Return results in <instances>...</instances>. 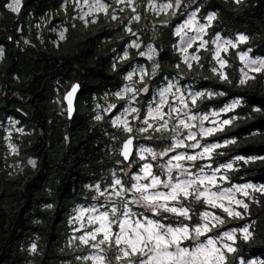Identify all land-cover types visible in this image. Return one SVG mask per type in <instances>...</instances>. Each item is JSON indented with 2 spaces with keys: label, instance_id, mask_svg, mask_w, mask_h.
Masks as SVG:
<instances>
[{
  "label": "trees",
  "instance_id": "obj_1",
  "mask_svg": "<svg viewBox=\"0 0 264 264\" xmlns=\"http://www.w3.org/2000/svg\"><path fill=\"white\" fill-rule=\"evenodd\" d=\"M183 1L199 6L203 14H214L210 33L243 34L247 40L238 47L264 57V0ZM6 2L0 0V264H93L79 259L88 251L70 239L69 217L77 204L91 201L96 183L105 186L127 163L120 151L129 135L108 116L97 119L94 103L97 95L118 90L125 83L128 65L114 61V49L123 48L130 30L124 29L125 20L118 24L109 16L100 15L89 24L74 20L70 6L63 7L64 0H25L9 40L15 16L5 9ZM50 10L54 12L50 23L58 20L68 25L65 38L58 43L50 25L41 28L38 23L39 16ZM142 14L132 29L148 33L153 22L161 54V73L152 83L164 72L179 75L185 71L186 82L204 93L195 109L205 110L209 101L217 106L239 101L230 113L233 121L215 135L222 146L210 160L232 161L228 178L234 184L264 186V72L240 83L236 48L228 55L227 79L213 70L215 61L210 57L187 66L177 52L174 30L182 16L174 15L173 8L158 16L144 9ZM146 39L151 41L149 34ZM72 82H79L81 89L76 112L69 119L56 101V84H64L63 93ZM207 90L214 91L212 99L205 94ZM144 107L141 102L139 108ZM7 116L24 126L8 135L9 142L2 127ZM230 140L235 143H225ZM254 198L250 203L253 236L247 242L237 241V252L228 257L227 264L242 255L260 256L264 263V193ZM32 238L37 239L38 248L30 254Z\"/></svg>",
  "mask_w": 264,
  "mask_h": 264
},
{
  "label": "rangeland",
  "instance_id": "obj_2",
  "mask_svg": "<svg viewBox=\"0 0 264 264\" xmlns=\"http://www.w3.org/2000/svg\"><path fill=\"white\" fill-rule=\"evenodd\" d=\"M186 1V0H185ZM100 3L105 5L106 7L101 8L99 4L96 3V0H64L63 7L67 8L70 6L72 11V17L73 19H78L85 24H89L91 22H94L98 19L100 15L103 16H109V19L116 21L119 24L122 20H125L124 29L130 30V33L128 34L130 37L127 40V42L124 44L123 48L120 51H115L114 55V61L115 62H123L126 65V71L124 74L125 83L122 84V86L118 90L114 91H107L105 93H102L100 96H96L95 103H94V109L96 116L104 117L105 110L109 106L110 103L115 101H121L123 103L121 109L118 112H114L113 114L109 115L108 117L113 122L117 116L121 117L122 120H126L127 126L131 127L132 131L128 132L125 130V126L123 124L117 126L123 133H126L128 135H134L136 137V153L133 158V160L130 161V163H125L126 165L123 167L122 171L116 170L113 176V179L108 182L105 186L102 185V183L95 185V193L92 195L91 201L86 203H79L74 208L73 211L69 217L70 223L72 225L71 228V240H75L79 243L80 240L77 239L81 235L84 234L85 230L90 231L91 228L87 227V216L89 213L85 214V218L83 221L77 219L79 215V211L81 208H91L93 205L100 207L103 204L107 203L105 196H100L99 192L97 191V185L99 186L100 191H104L105 189L111 190V186L113 185L115 179L119 178L125 187H128L130 184L135 183L134 180L131 179V177L134 174L142 175L140 172V168L145 163H150L153 166V172L156 174L161 173V169L158 167L160 164H165L167 160L177 153H187L188 155L196 154L200 151H202V148H194L189 149L188 147H181L176 149L175 152H169L167 156L160 157L159 155L155 160L152 159V156L145 152L143 155L146 157V159L141 160V148H152L156 153L163 152L166 148H168L174 141L172 137L175 135L172 131V127L175 125L176 121L173 119L169 123L168 130H161L156 131L155 127L158 126L157 121H153L152 119H149V123L153 124L154 127L148 129L147 131L141 132L139 129L146 128L147 125L143 123V121L147 118V113L149 111L150 107H155L154 101H157L159 99L158 93L161 89L168 87L169 84L174 85V87L171 89V92L168 94V101L169 103H172L174 106L176 105L175 96H173V93H175L176 96H179L182 92L186 98V102L188 103V107L191 110L190 114H195L198 117L207 115L208 120H205L203 122L204 128H211V127H217L222 121L224 120H231L233 121L232 116H230V111L225 112L224 109L228 106L232 105L235 101H226L222 105L217 106L216 104H213L214 102L209 101V106L205 108V110H197L195 109V106L191 103V97L190 93H203L200 89H197L193 83L186 82L187 75L185 71H183L179 75H169L165 72L163 75L157 80L155 84L152 83V80L150 79L149 75V65L147 61L144 59H141L137 56L139 51L143 50L147 43L146 37L149 34V37L151 38V41L156 42L155 40V34H154V23L152 22L151 28L148 29L145 32H141L140 30H133L132 26L137 21L141 20V17H143L142 11L145 10L146 14H152L155 16H158L160 14L166 13L170 11L172 8L174 10V15L177 13V15L182 16V20L177 23L174 27L176 37H177V52L179 53L181 60L185 62L187 66L191 65L193 62L198 60H204L210 59L212 61H215L213 66V70L222 75L225 76L227 74V67L230 66V60L228 58V55L231 53V50L236 48V61H239V70L240 74L242 76V79H247L256 73L255 71H252L251 69L254 67H258L259 65H251L249 64L250 60H264V57L262 56H255L247 49H240L238 46L244 44V42H239L238 37L243 34H239L234 37H225L219 33H210L209 27L211 23L213 22V19L209 21L208 17L212 16L214 18V14L208 13L203 14L200 11L199 6L195 5H187L183 0H176L174 3L173 0H100ZM194 3V2H192ZM171 4L172 7L170 8H164L163 5ZM54 15L53 11H45L43 15H40V20L38 21L41 28L45 26L50 25V32L53 36V40L58 43L61 39V33H63V39L65 38L68 25L64 21H55L50 23L49 19L51 16ZM115 17V19L113 18ZM138 17V19H137ZM54 19V18H53ZM192 21V23L189 26H185L188 24L189 21ZM116 23V24H117ZM203 27L204 31H199V29ZM182 29V30H181ZM179 30V34H178ZM43 31V30H41ZM147 33V36H146ZM245 36V35H244ZM217 37H219V41H217ZM25 40V38H23ZM20 42L19 40H17ZM207 43H203V42ZM225 41H232L236 44V47H232L231 44H226ZM137 46H133V45ZM156 44V43H155ZM203 44V46H201ZM203 51V52H202ZM205 52V54H203ZM219 53V56H216V53ZM247 53V56L245 59H241V55ZM220 60L225 61L226 63L222 66L219 62ZM246 65H248L246 67ZM241 69H243L244 72H246L248 75L244 76ZM261 71L264 72V69ZM129 75H131V80L128 79ZM74 82L71 83V86ZM56 101L58 105L60 106L63 113L67 114V106L63 100V94L68 89L65 88L63 93H61V88H64V84L57 83L56 84ZM126 88H131L133 91H125ZM177 88L180 90L177 91ZM144 89H147L146 91ZM117 93H120L121 95L118 96ZM150 93V95H149ZM211 93L212 95H208ZM205 94L208 95V99H212L214 91L213 90H207ZM59 95V96H58ZM148 97H145L147 96ZM111 97L118 98L117 100H112ZM202 97V96H201ZM200 98V97H199ZM197 99V101L199 100ZM141 102L145 103L144 109L139 108V105ZM197 104V102H196ZM135 108L137 109L136 112H132L131 109ZM128 110V111H126ZM164 111L167 112L168 108L165 107ZM219 113V115L213 116L212 113ZM167 118V117H166ZM220 118V120L217 122L216 125L211 124L210 120ZM193 124L196 125V127L192 128L191 131L196 132L197 136L195 140H186V144H191L199 140H202L203 145H209L213 143H218L215 140V135L217 133H220L223 130H217L214 134L208 135L206 137H202L199 134V128H200V121L199 119L196 121H192ZM229 125V124H227ZM223 125V129L227 126ZM5 130V135L7 137V142H9L8 135L12 131H21L24 129V126L20 125V122L16 120L15 118L11 116H7L4 120V123L2 125ZM178 131L181 133L180 138L183 139L184 136L188 135V130L183 129L182 127L178 129ZM127 137V136H126ZM125 137V138H126ZM214 138V139H213ZM157 140V141H156ZM10 148L12 150H15L14 144L9 143ZM122 146V145H121ZM214 154V151L211 153ZM210 158V159H211ZM209 158L205 159H198L196 161H183L182 163L185 165L186 168H189L191 172L197 173L201 168H203V174L205 175H212L213 171L217 168H220L218 172H215L216 176V184L215 186L212 185H205L200 188L201 191L204 190V187H209L211 191L219 192L224 189H232V193L230 195L233 196V199L229 201L228 199H224L223 201H220L218 203H223L225 207H229L230 209H234L237 212H240L242 214V218L236 217V216H229L227 212L223 211L220 207H213L207 203L204 202V199L201 198L200 201H197L194 197H190L187 200L182 199V203L185 207L190 209V215L192 216V220H183V223L189 224L192 226L195 223H206V221H203L201 219V215L204 212H208L214 216H217L220 218V220H223V224L219 223L216 220H211V223L209 224V227L212 228V230L205 234V236L200 237L199 239L203 242H206L208 237H212L217 240V246L221 247L223 250V244L228 243L232 244V241H228L226 238H222L223 234L225 232L232 231L233 229L236 231V241L233 244L234 247L237 245L238 240L242 239V234L239 232V229L247 226L249 228V231H251L252 227V218L250 214V203L252 200H254L257 194H261L264 192L257 191L256 189L262 187L263 185H257L252 184L250 182H245L242 184H237L230 182L228 178V172L230 169L226 167H221V165L226 164H233L232 161L224 162V163H214ZM122 163V162H121ZM175 163V161H174ZM210 165V167H208ZM177 172L173 171V176H176ZM221 177H225V179H221ZM165 178V177H162ZM147 182V181H142ZM246 184H252L253 188L248 189H242L241 191H236V187H242ZM163 191H167L166 189H161ZM244 192H247L248 195H245ZM131 199V195L127 197ZM240 200L243 201L245 204L248 205L247 210H245L241 205H237L235 201ZM119 203V201H117ZM132 210L134 212H144L145 210L143 208H140L136 205H130ZM101 211L104 209L101 208ZM146 215H151V213H146ZM164 215H168L170 219L175 223L176 217L169 213H164ZM182 219V218H181ZM237 219V220H236ZM81 223H84L86 228H81ZM212 225H215V227H212ZM77 229H80L77 231ZM99 239V237H98ZM72 243V242H71ZM186 244L189 242H185ZM82 244V243H81ZM33 245H35V251L38 248L37 239L32 238L28 249L29 253L33 254ZM84 245V244H82ZM86 246V245H85ZM87 247V255H91L95 249H92L88 246ZM225 255L228 257L232 255L233 253H228L226 250ZM107 256L112 260V264H128L127 260H121L117 262L114 259L115 256V250L114 249H108L107 250ZM243 258L245 261L250 260H257V264H264L263 258L260 256H250V257H243V256H237V258H233V262L231 264H239V259ZM131 259L136 260L137 257H132ZM27 264H33L32 261H28Z\"/></svg>",
  "mask_w": 264,
  "mask_h": 264
},
{
  "label": "snow or ice",
  "instance_id": "obj_3",
  "mask_svg": "<svg viewBox=\"0 0 264 264\" xmlns=\"http://www.w3.org/2000/svg\"><path fill=\"white\" fill-rule=\"evenodd\" d=\"M119 2V0H118ZM239 2V0H237ZM96 3L100 5L101 8L106 7L100 3V0H96ZM19 0H12V3L8 4L7 7L13 11L18 10ZM164 8L172 7L171 4L163 5ZM115 19V17H113ZM138 19V17H137ZM209 21L213 19L212 16L208 17ZM192 23L190 20L187 25ZM182 30V29H181ZM199 31H204L203 27ZM179 34V30H178ZM61 39H63V33H61ZM217 37V41H219ZM247 37L240 35L238 37L239 42H245ZM203 43H207L206 41ZM226 44H231L232 47H236V44L232 41H225ZM137 46V45H133ZM203 46V44L201 45ZM149 53H154L153 49H149ZM145 55V53H141ZM219 56V53H216ZM247 53L241 55V59H245ZM151 59L152 56L149 55ZM223 66L226 62L223 60L219 61ZM249 64L259 65L251 70L255 72H260L264 69V60H250ZM248 65H246L247 67ZM215 70V69H214ZM244 76L248 74L241 69ZM131 75L128 79L131 80ZM227 79L226 76L222 77ZM253 78V77H249ZM240 83H245L244 79L240 80ZM174 85L169 84L168 87L163 88L159 91V99L154 101L155 107H150L147 113V118L143 121L147 125L146 128H141L139 131L144 132L154 125L149 123V119L158 122V126L155 127L156 131L168 130L169 123L171 120H175L176 123L172 127V131L175 134L172 139L173 143L166 148L161 153H156L152 148H141L140 159L144 160L146 157L143 153L147 152L155 160L157 156L160 157L167 156L169 152H175L176 149L181 147L188 148H202V151L188 155L187 153H177L171 156L165 164H160L158 167L161 169V173L158 175L153 172V166L150 163H145L141 166L140 172L142 175L134 174L131 179L135 183L130 184L125 187L122 181L117 178L115 179L111 190L105 189L100 191L97 185V191L100 196H105L107 203L97 207L93 205L91 208H81L77 219L83 221L85 214L89 213L87 216V227L91 228L90 231L85 230L84 234L77 239L80 242L95 251L91 255L84 257H79L84 261H92L93 264H112V260L107 256L108 249L115 250L114 259L119 262L121 260H127L128 264H227V257L225 255L226 250L228 253L237 252V248L233 246L236 241V231L225 232L222 238H226L228 241H232V244H223V250L221 247L217 246V240L208 237L206 242L201 241L199 238L205 236L206 233L212 230L209 227L211 220H216L223 224V220L219 217L214 216L208 212H204L201 215V219L206 221V223H195L192 226L183 223V220H192L190 215V209L185 207L181 202L182 199L187 200L190 197H194L197 201L201 198L204 202L213 206L220 207L223 211L227 212L229 216H236L242 218L240 212L225 207L223 203H218L224 199L231 201L233 196L232 189H224L219 192L211 191L209 187H204L201 191L200 188L207 185L215 186L216 176L215 172H218L220 168L213 171L212 175L203 174V168L197 173H193L189 168H186L182 163L183 161H196L198 159L211 158V153L216 149L221 147V144L213 143L209 145H201L197 140L195 143L186 144V140H195L197 133L191 131L192 128L196 127L192 121L199 119L200 128L199 134L202 137L214 134L217 130H223V125L231 123V120L222 121L217 127L204 128L203 122L208 120V116L204 115L198 117L195 114H190L191 110L188 107L186 98L181 92L179 96H175L176 105L168 101V94ZM73 88V92H75ZM145 91L147 89H144ZM125 91H133L131 88H126ZM177 91L180 90L177 88ZM120 96V93H117ZM191 103L193 106L196 105L197 99L204 95V93H190ZM212 95L211 93L208 94ZM71 96L69 93V110L71 111ZM239 101L234 102L232 105L224 109L225 112L230 111L235 108ZM113 108L115 105L112 106ZM167 107L168 111L165 112L164 108ZM259 109H257L258 111ZM128 111V110H126ZM132 112H136L137 109L132 108ZM213 116L219 115V113H212ZM167 117V118H166ZM101 117L97 116V119ZM127 121L122 120L121 117L117 116L113 121L114 126H119L123 124L125 130L131 132V127L127 126ZM214 125L217 124L216 121H212ZM188 130V135L184 136L183 139L180 138L181 133L178 131L179 128ZM225 143H235L234 140L226 141ZM132 145V139H128L123 145L122 155L125 160L128 159L130 155V146ZM237 160H244V157H236ZM175 161V163H174ZM247 162V161H245ZM210 167V165L208 166ZM221 167H226L231 169L233 165L231 163L226 165H221ZM173 171L177 172L176 176H173ZM165 177V178H162ZM225 179V177H221ZM147 181V182H142ZM252 184H246L242 187H236V191H241L242 189L253 188ZM161 189H166L163 191ZM257 191L264 192V186L256 189ZM131 195V199L127 198ZM248 195L247 192H244ZM119 201V203H117ZM237 205H241L245 210H247L248 205L243 201H235ZM136 205L143 208L144 212H134L130 205ZM104 210L101 211L100 209ZM146 213H151V215H146ZM164 213H169L175 216L177 219L175 223L170 219L168 215ZM182 218V219H181ZM215 227V225H212ZM81 228H86L84 223H81ZM80 229H77L79 231ZM242 234V239L247 242L253 236V233L249 231L247 226L239 229ZM99 237V239H98ZM189 242V243H185ZM33 251H35V245H33ZM132 257H137L136 260L131 259ZM239 264H257V260L253 259L250 261H245V259L240 258Z\"/></svg>",
  "mask_w": 264,
  "mask_h": 264
},
{
  "label": "water",
  "instance_id": "obj_4",
  "mask_svg": "<svg viewBox=\"0 0 264 264\" xmlns=\"http://www.w3.org/2000/svg\"><path fill=\"white\" fill-rule=\"evenodd\" d=\"M12 3V0H7L6 4H5V9L13 14L15 16V20L12 22V25L11 27L9 28L8 30V39L11 40V31H12V28L13 26L19 21V18H20V15L22 13V10H23V7L25 5V0H19V5H18V10L17 11H13L12 9L8 8L7 5ZM153 49L154 50V53H149V49ZM141 53H145V55H141ZM149 55L152 56V58L150 59L149 58ZM160 49L157 47V45L155 44V42L153 41H150L148 43H146L145 47L143 48V50H141L138 54V57H140L141 59H145L149 65V72H150V78L151 79H155L157 78L160 73H161V69H162V63H161V60H160ZM73 88H75V92H73ZM81 89V85L79 82H75L72 84V86L65 92L64 96H63V100L67 106V116L69 119H72L75 112H76V100H77V95L79 93ZM69 93H72V96H71V111L69 110V99H68V96H69ZM115 105V107L113 108L112 106ZM117 103H111L109 104V106L107 107V109L105 110V115L106 116H109L111 115L114 110L116 109L117 107ZM220 120V118H215V119H211L210 120V123H212V121H216L218 122ZM128 139H132V145L130 146V155L128 157L127 160H125L124 156L122 155V152H123V145L124 143L128 140ZM200 142V144L203 143L202 140H198ZM195 143V142H194ZM189 149H194V148H189ZM121 156L123 157V159L126 161V162H129L135 152V137L134 136H130L128 137L122 144V147H121Z\"/></svg>",
  "mask_w": 264,
  "mask_h": 264
},
{
  "label": "flooded vegetation",
  "instance_id": "obj_5",
  "mask_svg": "<svg viewBox=\"0 0 264 264\" xmlns=\"http://www.w3.org/2000/svg\"><path fill=\"white\" fill-rule=\"evenodd\" d=\"M115 102H117L118 105H117V108H116V110H115L114 112H118V111L121 109L123 103H122L121 101H118V100L115 101ZM114 112H113V113H114ZM113 113H112V114H113ZM126 138H127V137H126ZM126 138H125V139H126ZM135 139H136V137H135ZM197 140H199V138H198ZM123 142H124V141H123ZM123 142H122V144H123ZM135 143H136V141H135ZM135 153H136V151L134 152V155H133V157H132L131 160H133V158H134V156H135ZM233 254H234V253H233ZM242 256H243V255H242Z\"/></svg>",
  "mask_w": 264,
  "mask_h": 264
}]
</instances>
